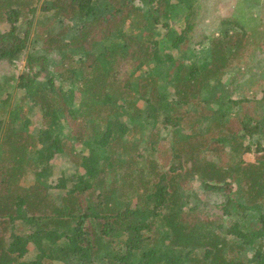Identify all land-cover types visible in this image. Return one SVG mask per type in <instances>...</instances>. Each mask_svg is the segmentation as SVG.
I'll return each mask as SVG.
<instances>
[{"label":"trees","instance_id":"1","mask_svg":"<svg viewBox=\"0 0 264 264\" xmlns=\"http://www.w3.org/2000/svg\"><path fill=\"white\" fill-rule=\"evenodd\" d=\"M248 3L261 19L236 7L185 63L154 39L185 0H0V62L25 64L0 77V264H264V0ZM56 156L74 171L52 178Z\"/></svg>","mask_w":264,"mask_h":264},{"label":"rangeland","instance_id":"2","mask_svg":"<svg viewBox=\"0 0 264 264\" xmlns=\"http://www.w3.org/2000/svg\"><path fill=\"white\" fill-rule=\"evenodd\" d=\"M177 1L178 0H166V2L169 5H173ZM189 2L192 3V8H191L192 13L191 11L190 12L188 10L187 11L191 13L190 15L192 17L188 15L187 11L185 10L186 4H188ZM136 4L138 3L135 2V5ZM179 5L183 6L184 9L183 10L181 9L177 11L176 13L174 12L169 13V14L167 13L164 17L160 19V22L158 23V26L156 27L158 31V35L154 39L159 42L162 41V45L160 46H161L162 53H164V54H161L164 59H170L172 57L173 59L176 58V59L183 60L182 58L185 55L186 49L189 48V52L186 55V57L188 56V58L185 57L184 59L185 63H189L191 60L200 61L203 56L205 55L207 56V51H206L207 43L205 41L206 37L211 36V35H217L218 30L222 28L220 24V21H222L221 19H226V18L231 17V15L235 13L236 7H239V6L245 7V9L249 13H251V15H253L256 19H259L260 17H262V14H260V11H259V7L248 3V0H185V4H179ZM186 15H188L187 19L191 20L193 28L189 32L190 38L186 40L187 43L184 44V46H182L183 48L180 51V50H177V48H172L170 38L176 37L181 33L183 26H184L185 17H187ZM253 25H255V23ZM130 26L132 25H129V21H126L125 23L126 33L139 34L140 31L137 33V31H135L133 26L132 27ZM0 29L7 30L8 26L5 24L0 25ZM202 40L203 42H201ZM192 48H193V51L191 53ZM49 56L51 60L55 59L53 58L52 54ZM55 63L57 64L58 60H56ZM128 63H130L129 60H125V62H122L121 63V66L123 67L122 69L128 70L127 65H126ZM263 65H264L263 61H261L260 63L258 62L253 63V74L256 78H259V70ZM50 66L47 67L48 75H50L51 72L55 70L53 69L55 65H53L52 68ZM240 66H241L240 60L237 59L236 61L237 69ZM24 70H25V64L23 60L16 61L11 66L8 65L6 62H0V77L2 75L9 76L12 74L17 76ZM234 72L235 70L231 69L228 72L229 74L225 77L224 80H226L229 75L230 76L234 75ZM242 73L243 71L240 69L237 74L235 73V75H237V77L240 78L241 76H244V74ZM254 90L259 92V89L257 88L252 89V91ZM236 94L240 98H242L245 96V91L244 90L237 91ZM248 95H249V92H248ZM11 96H12L11 98L12 103H16L17 100H19L21 96V91H15L13 94H11ZM140 105L142 108L146 106L144 103H140ZM236 108L237 107L233 108V110H235ZM243 108L247 111H250V108L248 107L247 104H244ZM30 117L34 122L32 126H30L31 129L32 127L38 128L42 125L40 123V114L37 112L36 109H34V114L31 115ZM148 122L152 124L151 121H148ZM229 126L233 129H236L238 126L236 120L233 119L230 122ZM155 127L156 129L160 130L161 135H168L169 129L163 128L161 123H156ZM64 132L67 133L66 131ZM144 142H145V138L142 140V144L140 145V148H142V145L144 146ZM164 143H160L159 145L162 146ZM256 157L257 156L255 154H243L242 155V159L244 160V162H253L255 161ZM50 167L52 168V172L54 174L52 178H55L60 172L72 173L75 169L74 166L70 165V163L65 158H62L60 156H56L52 159V161H50ZM28 182L29 181L24 180L22 181V184H27ZM189 184H190L189 187L192 190L196 191V193L201 198L202 203L206 205V209L209 214L211 213L219 214L221 212L218 206L221 205V203L224 200V196L222 194L215 193L214 191H204L200 183L196 181L195 178L189 181ZM232 189H234V186ZM231 219L233 220L232 222H234L235 216L232 215ZM250 222H252V220H250L248 223ZM246 254L249 255V252H246Z\"/></svg>","mask_w":264,"mask_h":264}]
</instances>
